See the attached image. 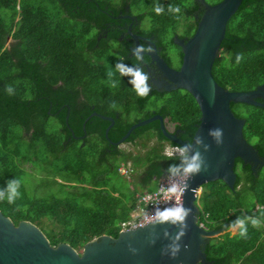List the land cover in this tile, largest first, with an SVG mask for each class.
Returning <instances> with one entry per match:
<instances>
[{"label": "trees", "instance_id": "16d2710c", "mask_svg": "<svg viewBox=\"0 0 264 264\" xmlns=\"http://www.w3.org/2000/svg\"><path fill=\"white\" fill-rule=\"evenodd\" d=\"M157 3L165 8L163 14L157 15L153 10ZM127 4L130 12L125 9ZM169 4L181 7L179 18L167 11ZM198 7L195 0H0V188L12 178L22 181L21 196L14 203L0 201L4 215L15 224L21 220L35 223L51 245L67 242L76 250L100 235H118L121 222L129 218L138 197L155 190L165 169L178 163V158L163 153L161 140L167 138L154 132L155 122L135 128L125 140L140 141L145 148L142 156L122 150L108 152V138L118 140L140 120L130 117L132 111L141 113L142 119L149 117L151 110L144 109L148 102L156 108L168 107L191 140L200 111L186 90L140 97L133 88L109 86L107 70L111 65L103 60L108 53L115 54L106 45L117 36V25L129 21L124 18L118 22L114 16L133 13L140 20H149L143 34H154L161 41L167 29L176 27L181 19L190 18L193 13L200 16L204 10ZM8 36L15 39L10 48L5 45ZM98 36L100 45L95 46ZM220 47L212 65V75L220 85L247 91L264 84V0H242L228 20ZM238 54L242 55L239 62ZM58 81L61 85L54 88ZM8 86L14 89L11 95L5 90ZM57 90L71 93L66 100L69 106L58 114L56 125L61 131L45 120L47 104H36L38 98L45 97L61 102L54 98ZM180 91L183 93L170 106L163 99ZM27 93L31 96L30 109L22 101ZM155 98L162 101L159 106L155 105ZM260 98L256 99L263 101ZM113 102L116 108L110 107ZM238 105L248 111L238 112ZM232 108L236 116L245 118L243 134L253 139L264 158V108L243 103H233ZM113 109L119 110L118 118ZM92 112L114 117L107 136L105 130L110 121L97 115L85 121ZM83 123V138L64 140V130L70 127L75 134L83 135ZM151 138L155 143L147 146ZM120 162H130L136 172L142 168V184L152 182L153 186L137 196L121 190L116 179L120 176L128 180L135 170L132 168L129 176L120 174ZM25 163H31L43 174L42 182H37L41 173L32 174ZM242 169L244 175H237L233 188L219 180L202 185L198 203L200 212L208 214V229L232 226L237 217L259 216L257 209L264 208V171L252 182L254 176L249 169ZM28 177L36 183L32 189L26 185ZM46 177L50 180L46 181ZM49 183L57 186L58 193H36ZM247 197L251 198L249 202ZM198 219H202L200 213ZM261 219L264 221V217ZM204 253L212 264H264V223L259 228L249 223L247 238L241 237L239 230L233 235L225 231L209 238Z\"/></svg>", "mask_w": 264, "mask_h": 264}, {"label": "water", "instance_id": "95a60500", "mask_svg": "<svg viewBox=\"0 0 264 264\" xmlns=\"http://www.w3.org/2000/svg\"><path fill=\"white\" fill-rule=\"evenodd\" d=\"M198 1L204 6V11L192 37L186 43L179 42L183 51L180 68L172 69L158 54L150 53L152 60L173 82L166 89L180 88L188 91L199 107V124L191 141L196 136H202L205 143L210 145V149L203 153L207 169L187 181L190 187L182 196V203L191 208L192 212L187 218L188 229L181 240L179 255L173 259L161 254L162 248L170 243L163 235L164 230L167 229L173 235L177 231L175 226L169 224L153 226L147 223L144 227L120 230L116 237L103 234L86 242L82 252L78 253L67 242L51 245L35 223L21 220L15 224L0 210V264H212L206 260L205 244L209 238L222 234L230 226L225 224L219 229H208L197 224L200 190L203 184L219 179L233 188L236 157H240L243 163L253 162L254 166L259 162L258 153L244 138L245 118L236 116L230 103L253 104L264 108V84L247 91L230 90L214 79L213 62L220 50L228 20L238 10L242 0H220L212 5L205 0ZM257 97L263 101L257 100ZM92 115L110 121L105 130L107 136L108 129L114 123L113 117L92 112L85 121ZM154 120L160 123L165 138L180 146L188 143L165 129L160 114L137 120L116 143L124 142L135 128ZM215 128L223 130V143L220 145L208 135L209 130ZM83 130L82 138L86 135L85 123ZM153 238L155 243L150 244L149 240ZM185 244L188 245L186 249L183 247ZM129 245L137 249L135 254L129 250Z\"/></svg>", "mask_w": 264, "mask_h": 264}, {"label": "flooded vegetation", "instance_id": "af4514ba", "mask_svg": "<svg viewBox=\"0 0 264 264\" xmlns=\"http://www.w3.org/2000/svg\"><path fill=\"white\" fill-rule=\"evenodd\" d=\"M195 1H196L197 5L199 6L198 8H203V10H204V6L201 4V2L198 0H195ZM205 2L208 4H211V5L215 4L212 2V0H205ZM125 9H126V11L130 12V7L128 4L125 6ZM200 16L197 13H193L192 17L185 19L187 22H184L180 25H177L176 27H171L170 31H168L166 34L165 33L163 34L162 40L160 41V39H158L154 34H149V35L143 34V31H145L148 28V24H149L148 22H144V20H140L133 13L132 14L119 13L118 15L114 16V18H116V20L118 22L120 20H123L124 18L129 19V21L123 22V23H120L119 25H117V29H115L116 30L115 33L117 36L111 37L110 40H113V41H111L110 43L108 41V43L106 45V47L110 46V51L112 52V54H115V55L112 56L110 53H108L106 58L107 59L113 58L114 63H116L117 60H122L124 63L132 65V64L136 63V61H135V58L132 56L131 50L138 44H144L145 46H147L148 44H151L155 49L154 53L158 54V56L161 57L170 68L178 70L182 64V58H183V51H182V47H181L179 42L182 41V43L183 42L186 43L192 37V35H193V33L197 27ZM109 28H110V26L108 27V30H109ZM103 35L105 36L106 34H103ZM96 38H97L96 43H94L95 46L100 45V42H98L100 40V36H98ZM14 43H15V39L12 36H8V39L5 43V45L8 48H10ZM170 48L174 49L173 55L170 53ZM118 50H122V52L125 51V53L120 54V53H118L119 52ZM220 51H221V47H220L218 54L220 53ZM92 52L93 51H91V53ZM125 56H127V57L125 58ZM106 58H104L103 63H107V61L105 60ZM90 59L92 60V57ZM141 66L144 68V71H146L150 74V80H149V84L151 85V91L149 92L150 95H153L154 92L173 93L174 91L180 90V88H177V89L172 88L170 90L166 89V87L170 86L173 82L167 78V76L164 74V72L157 65L156 61L152 60L151 54H145L144 62L142 63ZM112 67L115 68L114 66H112ZM128 79H129L128 77H121L118 74L119 85H121V87L133 88L132 85H130L128 83ZM44 80L46 82L50 81L49 78H47V77H44ZM59 85H61L60 81H58L56 83L54 88H57ZM181 90H184V89H181ZM27 94L28 95H26L22 101L25 102V104L27 105V108L30 109V107H31V102H30L31 96L29 95V93H27ZM70 94H71L70 91L63 92L62 90H57L54 93V96H55L54 98L61 99V102L59 100L54 101L49 97H45L44 98L45 100L38 98V100L36 102V104L39 102H45L47 104V108L45 110V114H46L45 120L48 121L49 125H53L54 127H56L57 130H60V131L62 130V128L60 126L56 125L57 124L56 122L58 121L57 118L59 116L58 114H60V112L63 109H65L66 107L69 106L68 102L66 100L70 96ZM232 104L233 103L231 102L230 103L231 108H232ZM150 106H154V105H150ZM91 107L95 108V105L92 104ZM232 110H233V108H232ZM113 112L115 113V117L118 118L119 117V114H118L119 110L113 109ZM150 112H151L150 116H152L154 114H160L163 117V125H164L165 129L167 131L175 134L178 139H181V140L187 141V142H190L192 140V139L188 140V138L185 136V133H186L185 127L180 122V120L174 119L171 116L170 109L168 107L164 108V109H163V106H160L158 108L155 107V109H151ZM162 112H166L168 114L164 115V114H162ZM111 117H113V116H111ZM199 118H200V116H199ZM113 120H114V117H113ZM152 122H155V127L153 129L154 132L156 134H158L159 132L161 133L160 123L158 122V120H154ZM152 122H150V123H152ZM169 123H171L172 125H170ZM198 124H199V122H198ZM113 125H114V123L112 124V126ZM196 128H197V126H196ZM64 135H65L64 136L65 141H70L73 138H80V136H81V134H79V135L75 134L74 130L71 127L64 130ZM192 137H193V135H192ZM244 138L246 139V141L248 143H250L254 147V149L258 153L259 162L257 163L256 166H254L253 162L243 163V160L240 157H236L235 161H234V171L236 173L235 182L237 181V175L238 174L240 176L244 175L242 172L243 167H246L249 169V173L254 176L252 179V182H254L259 178V176H261V174L263 173L262 171H264V158L260 155L259 151L255 148V146L252 142L253 139L251 138V140H249L245 135H244ZM117 141L118 140L108 138V147H107L108 152L121 151L120 146L123 143L132 144V142L129 140L124 141L122 143H116ZM161 141L164 143V149L166 147L173 146L176 144L173 141L167 140V139L166 140L162 139ZM163 153H164V150H163ZM154 178H155V176H153V179ZM219 181L225 183L223 180L219 179ZM241 184H242V181H240L238 187Z\"/></svg>", "mask_w": 264, "mask_h": 264}, {"label": "clouds", "instance_id": "9594fccd", "mask_svg": "<svg viewBox=\"0 0 264 264\" xmlns=\"http://www.w3.org/2000/svg\"><path fill=\"white\" fill-rule=\"evenodd\" d=\"M155 13L157 15L163 14L165 8L159 3L154 5ZM167 11L170 14L177 15L181 13V7L179 5L169 4ZM177 18L178 15H177ZM155 51L151 44L145 46L144 44L136 45L132 50V56L135 58L136 63L129 65L122 60H117L114 70L109 67L107 70L108 81L107 83L111 88H116L119 85V80L115 79L116 73H119L121 77H128V83L132 85L136 94L140 97H146L151 91V85L149 84L150 74L144 71L141 66L144 62L145 54H150ZM237 62L242 59V55L238 54ZM6 92L11 95L14 93V89L11 86L6 87ZM110 107L116 108L117 105L113 102ZM209 136H211L217 145L223 143V130L220 128L210 129ZM203 149V152L201 151ZM210 149V145L205 143L202 136H196L193 141H190L182 146H178L167 153L169 158L174 156L178 158V163H171L165 169L169 180L165 185L168 192V203L164 207H160L156 204L154 210L150 214V218L147 223L155 225L169 224L177 228L176 233L173 235L167 229L164 230L163 235L170 240V243L165 245L161 254L169 256L170 258H176L181 251V240L186 235L188 229L187 218L192 212V209L185 207L180 202V198L189 189L187 181L192 177L205 171L208 167L207 161L203 153H206ZM21 179L12 178L7 181L4 188H0V201L7 200L8 203H14L20 196L19 191L21 187ZM259 216H246L237 217L233 223L232 228L239 230V235L243 238L248 236V224L252 227L259 228L264 221L261 217H264V208H258ZM145 225H140L144 227ZM124 229H122L123 231ZM150 244L155 243V239L149 240ZM186 249L188 245H183ZM129 250L135 254L136 248L129 245Z\"/></svg>", "mask_w": 264, "mask_h": 264}, {"label": "rangeland", "instance_id": "374dc122", "mask_svg": "<svg viewBox=\"0 0 264 264\" xmlns=\"http://www.w3.org/2000/svg\"><path fill=\"white\" fill-rule=\"evenodd\" d=\"M144 22H149V20H144ZM184 22H187L185 21V18L181 19L179 24H182ZM171 28H168L167 31L165 32V34L170 31ZM170 53L173 55L174 54V49L170 48ZM108 63V65L110 64L111 67L114 66L115 67V64L114 63V60L113 58L108 59L106 58L105 59ZM108 67V66H107ZM183 93V91L181 92H177L176 94H167L165 96H163V99L168 103V105L170 106V104L172 102H175V98L179 95H181ZM155 102V105L156 106H159L162 101L159 100V99H153ZM144 109L146 110H151V109H155L154 106H150V104L147 102ZM237 111L240 112V113H245L248 111L247 107H245L244 105H238L237 107ZM141 113L139 112H134L132 111L131 113V116L132 118H134L135 116H137L138 119H142L143 115H140ZM57 123V122H56ZM170 125H172L171 123H169ZM93 138V137H92ZM94 139V138H93ZM138 141V140H137ZM136 143H132V144H129V143H123L120 148L122 151L124 152H127V153H132L134 155H137V156H142L144 154V151H145V148H143L141 146V143L140 141H138ZM153 143H155V139L154 138H151L149 141L146 142L147 146H150L152 145ZM131 164V163H130ZM132 166V164H131ZM24 167L29 171L31 172L32 174L34 175H37L39 173H41L40 171H38L35 167L33 168L31 163H25L24 164ZM132 168L135 170V172L130 176V178L127 179H124L122 177H118L116 179V181L118 182L119 184V187L121 190L125 191V192H134L135 193V196L139 195L140 193L142 192H145L147 190H149L150 187L153 186L152 182H148V183H144L142 184V175H143V169L140 168L138 169V171L136 172V169L132 166ZM46 174V173H45ZM25 177V176H24ZM43 177V174L41 173L40 175L37 176V182H42V178ZM47 179V180H46ZM59 180V178H57ZM46 181L50 180L49 177H46L45 178ZM51 182V181H50ZM35 181H33L30 177L27 178V181H26V185L28 186L29 189H32L33 185H35ZM201 191V190H200ZM36 193L38 194H48V193H58V190H57V186L53 183H49L46 187H41V188H38ZM59 195V194H58ZM251 200V198L247 197L246 198V201L249 202ZM122 230V229H121ZM226 231H229L230 234H235L237 233L238 229H233L232 226H230L229 228L226 229ZM78 253H81L82 252V249H78L77 250Z\"/></svg>", "mask_w": 264, "mask_h": 264}, {"label": "built area", "instance_id": "2783aa9c", "mask_svg": "<svg viewBox=\"0 0 264 264\" xmlns=\"http://www.w3.org/2000/svg\"><path fill=\"white\" fill-rule=\"evenodd\" d=\"M178 146L180 145L175 144L173 146L166 147L164 149V154L167 155L168 152L173 151V149ZM118 172L122 175L129 176L132 172L130 162H120ZM168 180L169 177L167 174L161 176L155 190L141 194L138 197L130 212L129 218L121 222V229H131L147 224V220L150 218V214L154 210L156 204H159L160 207L166 206L169 194L165 185L168 183ZM180 202L182 203V197L180 198ZM200 214L202 219H197V224L202 228H207L206 219L208 214L201 212Z\"/></svg>", "mask_w": 264, "mask_h": 264}, {"label": "bare ground", "instance_id": "6f19581e", "mask_svg": "<svg viewBox=\"0 0 264 264\" xmlns=\"http://www.w3.org/2000/svg\"><path fill=\"white\" fill-rule=\"evenodd\" d=\"M215 79V78H214Z\"/></svg>", "mask_w": 264, "mask_h": 264}]
</instances>
